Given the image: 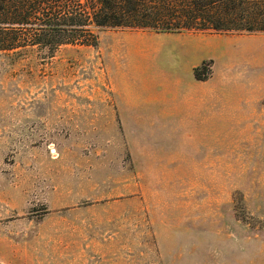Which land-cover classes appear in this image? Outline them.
Listing matches in <instances>:
<instances>
[{
	"label": "rangeland",
	"instance_id": "1",
	"mask_svg": "<svg viewBox=\"0 0 264 264\" xmlns=\"http://www.w3.org/2000/svg\"><path fill=\"white\" fill-rule=\"evenodd\" d=\"M49 56L0 52V264H264V33ZM203 64L227 114L162 113L165 73L182 96Z\"/></svg>",
	"mask_w": 264,
	"mask_h": 264
},
{
	"label": "trees",
	"instance_id": "2",
	"mask_svg": "<svg viewBox=\"0 0 264 264\" xmlns=\"http://www.w3.org/2000/svg\"><path fill=\"white\" fill-rule=\"evenodd\" d=\"M103 29L156 34L264 33V0H0V52L96 47ZM194 69L197 81L210 73Z\"/></svg>",
	"mask_w": 264,
	"mask_h": 264
},
{
	"label": "crops",
	"instance_id": "3",
	"mask_svg": "<svg viewBox=\"0 0 264 264\" xmlns=\"http://www.w3.org/2000/svg\"><path fill=\"white\" fill-rule=\"evenodd\" d=\"M192 72V71H191ZM187 73L190 74L189 71ZM193 82H190L188 86V92L183 93L182 96H178L175 93H178L182 90V83L179 78L171 80L169 75L165 73L163 76V82L160 86L162 92V97L158 98L157 105L162 109V113H165L168 117H180L182 122L187 120H201L206 116L211 118L212 121L215 120V117L219 115H226L228 110L224 107H220L216 99L215 88H209L211 79L207 81H197L194 76L193 68ZM212 87V86H211ZM196 126V125H195ZM185 127H187L185 125ZM199 128L196 132L198 133ZM212 137L216 136L215 128L210 129ZM209 134V132H208Z\"/></svg>",
	"mask_w": 264,
	"mask_h": 264
}]
</instances>
